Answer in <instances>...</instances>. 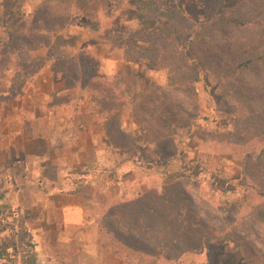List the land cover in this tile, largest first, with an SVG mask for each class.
<instances>
[{"label":"rangeland","instance_id":"obj_1","mask_svg":"<svg viewBox=\"0 0 264 264\" xmlns=\"http://www.w3.org/2000/svg\"><path fill=\"white\" fill-rule=\"evenodd\" d=\"M0 200V264H264V0H0Z\"/></svg>","mask_w":264,"mask_h":264},{"label":"crops","instance_id":"obj_2","mask_svg":"<svg viewBox=\"0 0 264 264\" xmlns=\"http://www.w3.org/2000/svg\"><path fill=\"white\" fill-rule=\"evenodd\" d=\"M37 133H35L31 138L28 137L29 139L31 140H35V139H39L41 140V137H36ZM47 136H44V138ZM93 173V175L95 174V169H93L91 171ZM109 173L113 174L111 171H108ZM58 173L61 174L62 173V169L59 167V170H58ZM80 173V172H79ZM89 176V171H85L83 174H81V176ZM92 182L94 183V180H92ZM5 201H8L10 203V210H13V207L16 206V201H14V199H8L5 200ZM4 200H0V206H2ZM2 203V204H1ZM61 209H62V216H63V219L64 221L67 223V224H72V223H76V224H84V223H90V222H94V219H89L88 218V215H85L86 213L83 211V207H81V204L79 203H71V202H68V203H63L62 206H61ZM10 218H16V216L13 214V216H6V217H1L0 219V224H7V220L8 221L10 220ZM16 230V228H14ZM10 234L9 230L7 228H3L2 226L0 227V240L3 239V238H6L8 237V235ZM16 234H13V236L11 237V239L9 240L10 241V244L12 245V248L13 249V246L16 245L15 242H13V239L15 238ZM84 244H83V248L89 252L90 250V245H89V242H86V240H88L86 238V236H84ZM83 243V241H81V244ZM25 246V245H24ZM27 251V250H26ZM2 254H6V251L3 250L1 252ZM31 251H27L24 255H26V259H28V263H33V262H30V257L28 255H30ZM16 255H18V253H16L15 251H13V254L10 256V254L8 255V257H15ZM1 257H3V255L0 254ZM20 257V256H19Z\"/></svg>","mask_w":264,"mask_h":264},{"label":"trees","instance_id":"obj_3","mask_svg":"<svg viewBox=\"0 0 264 264\" xmlns=\"http://www.w3.org/2000/svg\"><path fill=\"white\" fill-rule=\"evenodd\" d=\"M222 8L218 10V12H221ZM237 62V61H236ZM251 62V60H247L245 62H237V66H240L242 67V65H245L247 63ZM198 80V79H197ZM105 131H108V130H105Z\"/></svg>","mask_w":264,"mask_h":264}]
</instances>
